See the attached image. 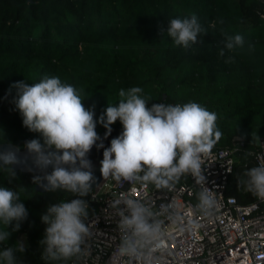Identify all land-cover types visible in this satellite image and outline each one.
<instances>
[{
  "label": "trees",
  "instance_id": "16d2710c",
  "mask_svg": "<svg viewBox=\"0 0 264 264\" xmlns=\"http://www.w3.org/2000/svg\"><path fill=\"white\" fill-rule=\"evenodd\" d=\"M193 14L204 31L188 48L162 32L171 19ZM225 34L241 35L244 46L227 49ZM46 75L80 89L97 120L108 104H118L121 89L132 87L143 89L149 107L196 102L216 113L222 135L212 149L229 146L237 135L244 141L235 149L225 193L241 204L255 198L238 181L256 166L253 154L264 134V0H0V144L23 146L25 139L40 138L23 126L13 85ZM111 126L123 129L119 120ZM105 130L97 123L98 135ZM33 175L16 170L12 177L0 168V187L18 191L29 212L0 251L26 236L25 253H17L23 264H71L76 257L42 259L38 241L46 206L70 201L76 193L41 192ZM186 180L181 176L173 185ZM147 184L153 191L164 189ZM88 203L90 215V192Z\"/></svg>",
  "mask_w": 264,
  "mask_h": 264
},
{
  "label": "clouds",
  "instance_id": "9594fccd",
  "mask_svg": "<svg viewBox=\"0 0 264 264\" xmlns=\"http://www.w3.org/2000/svg\"><path fill=\"white\" fill-rule=\"evenodd\" d=\"M163 31L176 45L188 48L197 42L204 29L193 14L190 18L171 19ZM226 40L229 50L244 46V38L239 34L226 35ZM13 87L17 89L14 103L23 126L39 133L40 138L31 139L23 146L3 147L0 168L15 177L16 169L30 161L29 170L34 168L42 173L33 175L32 184L46 191L62 188L76 193L70 201L48 204L41 214L45 228L38 244L43 246L41 258L44 260L67 261L82 251L81 246L89 235L85 222L89 217L88 196L97 182L89 159L94 146L104 149L99 169L103 177L152 183L157 189H170L185 174H191L198 184L207 182L201 156L211 151L222 133L216 126V113L196 102L153 103L149 107L151 99L142 95L143 89L132 87L121 89L118 104H108L97 120L94 109L85 108L81 90L59 77L46 75L39 82L19 81ZM117 120L123 131L105 148L96 131L97 123L107 129V136ZM21 147L26 150L23 156ZM244 175L247 179L238 181V185L242 183L248 192L264 199V165L251 167ZM197 199L196 208L204 215H211L216 200L209 188L204 187ZM22 201L18 191L0 187V224L5 226L0 230V244L10 240L27 221L29 212ZM125 203L129 214L120 213L119 227L130 235L123 237L120 251L135 256L142 248L158 242L163 232L149 207L134 199H127ZM25 251L23 241L6 247L0 251V264H23L17 253Z\"/></svg>",
  "mask_w": 264,
  "mask_h": 264
},
{
  "label": "built area",
  "instance_id": "2783aa9c",
  "mask_svg": "<svg viewBox=\"0 0 264 264\" xmlns=\"http://www.w3.org/2000/svg\"><path fill=\"white\" fill-rule=\"evenodd\" d=\"M243 145V138L237 135L229 146L202 154L207 177L203 185L185 174V183L157 192L148 184L105 177L90 190L94 213L85 221L89 235L71 264H264V199L255 196L241 204L225 193L235 149ZM255 150L256 166L264 165V134ZM204 187L216 200L211 215L196 208L195 194ZM127 199L149 207L163 232L158 242L135 256L120 251L123 237L130 235L119 227L120 213L129 214Z\"/></svg>",
  "mask_w": 264,
  "mask_h": 264
},
{
  "label": "water",
  "instance_id": "95a60500",
  "mask_svg": "<svg viewBox=\"0 0 264 264\" xmlns=\"http://www.w3.org/2000/svg\"><path fill=\"white\" fill-rule=\"evenodd\" d=\"M111 133L108 134L106 136V132H107V129L101 133L99 136L101 137V140L104 144V147L107 148L110 146V142L113 138L117 137L118 135L121 134V132L123 131V129H119V128H114L111 126ZM31 139H25L24 140V144L25 142L29 141ZM97 143H100V141H98ZM9 144H11L12 146H17L15 143L13 142H5V143H2L0 144V150H2L3 147H7ZM103 148H97V147H93L89 153V159L92 161V164L94 166V169H95V175L97 177V182L93 185V188H97L101 182L105 179V177H103L99 171L100 169V161L102 160L103 158ZM25 149L21 148V156H23L25 154ZM31 167V162L29 161L27 164H22L20 167H18L16 170H19L20 172L22 173H33V174H41L42 173H39L38 170L36 169H32L31 171L29 170V168ZM48 171L50 172L51 171V168L48 169ZM36 189L37 190H40L41 192H46L45 189L41 188L40 186L36 185Z\"/></svg>",
  "mask_w": 264,
  "mask_h": 264
},
{
  "label": "rangeland",
  "instance_id": "374dc122",
  "mask_svg": "<svg viewBox=\"0 0 264 264\" xmlns=\"http://www.w3.org/2000/svg\"><path fill=\"white\" fill-rule=\"evenodd\" d=\"M26 236H23V239H22V241L24 242V244L26 243Z\"/></svg>",
  "mask_w": 264,
  "mask_h": 264
}]
</instances>
